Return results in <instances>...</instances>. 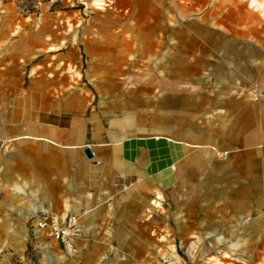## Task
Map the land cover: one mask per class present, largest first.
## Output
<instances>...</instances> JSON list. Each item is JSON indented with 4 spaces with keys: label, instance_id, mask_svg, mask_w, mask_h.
<instances>
[{
    "label": "rangeland",
    "instance_id": "obj_1",
    "mask_svg": "<svg viewBox=\"0 0 264 264\" xmlns=\"http://www.w3.org/2000/svg\"><path fill=\"white\" fill-rule=\"evenodd\" d=\"M252 1L105 0L103 7H93L90 0H0V141L33 136L37 126L75 128L82 174V145L156 133L148 125L147 99L155 93H161L157 114L163 119L165 93L181 84L211 93L215 77L232 75L233 86L247 90L258 69H218L198 58L249 46L264 56V15L250 7ZM256 1L264 6V0ZM246 29L254 36H239ZM180 39L183 48L173 42ZM16 145L13 141L7 150L16 151ZM4 150L0 264H69L49 232L35 228L36 187L21 197L20 157L10 164ZM68 156L62 149V176ZM28 163L31 186L46 167L36 152H30ZM251 207L244 205L243 218ZM220 230L227 235L198 245L192 260L183 245L180 262L264 264V224L238 222Z\"/></svg>",
    "mask_w": 264,
    "mask_h": 264
},
{
    "label": "crops",
    "instance_id": "obj_2",
    "mask_svg": "<svg viewBox=\"0 0 264 264\" xmlns=\"http://www.w3.org/2000/svg\"><path fill=\"white\" fill-rule=\"evenodd\" d=\"M173 42L182 47L185 41ZM198 60L218 69H258L250 87L262 91V99L250 101V87L236 89L232 75H221L215 77V92L182 84L166 92L162 119L161 93H155L147 99L148 125L156 133L82 145V174L75 128L37 126L35 135H28L32 140L0 141L7 162L20 157L21 197L36 187V214L60 222L77 218L83 232L76 240L77 264H179L183 245L192 260L198 245L227 235L220 228L264 224V56L249 46L211 50ZM13 141L16 151L12 146L8 151ZM62 149L69 153L63 176ZM30 152L46 167L31 186ZM245 204L252 209L243 218Z\"/></svg>",
    "mask_w": 264,
    "mask_h": 264
},
{
    "label": "built area",
    "instance_id": "obj_3",
    "mask_svg": "<svg viewBox=\"0 0 264 264\" xmlns=\"http://www.w3.org/2000/svg\"><path fill=\"white\" fill-rule=\"evenodd\" d=\"M247 97L252 102H258L262 99L263 93L258 88H252L248 90ZM35 228L38 231L49 232L51 238L64 249L69 264H77L74 260L76 240L82 236L83 232L78 226L76 217H69L60 222L50 215L42 214L35 221ZM180 264L188 263L180 262Z\"/></svg>",
    "mask_w": 264,
    "mask_h": 264
},
{
    "label": "bare ground",
    "instance_id": "obj_4",
    "mask_svg": "<svg viewBox=\"0 0 264 264\" xmlns=\"http://www.w3.org/2000/svg\"><path fill=\"white\" fill-rule=\"evenodd\" d=\"M90 5L93 6V7H103L104 4H105V0H90ZM250 7L254 10H256L258 13L264 15V6L261 5L260 3H258L256 0H253L250 4ZM256 16V14H255ZM34 138L26 135V136H23L17 140L19 141H26V140H32Z\"/></svg>",
    "mask_w": 264,
    "mask_h": 264
},
{
    "label": "water",
    "instance_id": "obj_5",
    "mask_svg": "<svg viewBox=\"0 0 264 264\" xmlns=\"http://www.w3.org/2000/svg\"><path fill=\"white\" fill-rule=\"evenodd\" d=\"M84 154L86 155V157H87L88 159H92V158H93V154H92L90 148H85V149H84Z\"/></svg>",
    "mask_w": 264,
    "mask_h": 264
}]
</instances>
